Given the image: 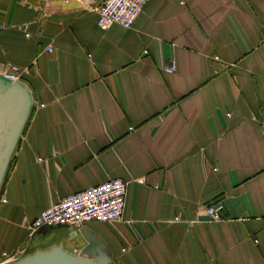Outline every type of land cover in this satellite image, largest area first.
Listing matches in <instances>:
<instances>
[{
  "label": "crops",
  "instance_id": "1",
  "mask_svg": "<svg viewBox=\"0 0 264 264\" xmlns=\"http://www.w3.org/2000/svg\"><path fill=\"white\" fill-rule=\"evenodd\" d=\"M101 1L0 0V76L17 66L32 98L0 193V264L58 242L29 224L111 179L127 186L122 218L81 227L78 254L264 264V0H150L105 30Z\"/></svg>",
  "mask_w": 264,
  "mask_h": 264
},
{
  "label": "built area",
  "instance_id": "2",
  "mask_svg": "<svg viewBox=\"0 0 264 264\" xmlns=\"http://www.w3.org/2000/svg\"><path fill=\"white\" fill-rule=\"evenodd\" d=\"M150 0H102L96 9L97 26L108 29L111 26L131 28ZM2 26H0V31ZM50 50V49H47ZM172 64L168 71H173ZM20 69L11 66L3 78L17 82ZM126 183L120 179H111L105 183L91 186L83 191L71 194L49 206L30 224L31 232L42 226H68L80 229L90 222L111 223L122 218L125 206ZM223 207L220 203L209 204L203 209L205 219L209 222L221 221ZM194 221H199L195 218ZM18 257V252L4 253L3 263L11 262Z\"/></svg>",
  "mask_w": 264,
  "mask_h": 264
},
{
  "label": "water",
  "instance_id": "3",
  "mask_svg": "<svg viewBox=\"0 0 264 264\" xmlns=\"http://www.w3.org/2000/svg\"><path fill=\"white\" fill-rule=\"evenodd\" d=\"M32 107L28 89L20 82L8 81L0 76V193L11 168L12 156ZM62 232L58 242L46 249H36L4 264H108L104 254L99 252L94 258L87 257L83 245L88 238L80 229L68 226H42L36 233L48 235ZM66 241L74 250L64 247ZM82 252L80 255L77 252Z\"/></svg>",
  "mask_w": 264,
  "mask_h": 264
},
{
  "label": "rangeland",
  "instance_id": "4",
  "mask_svg": "<svg viewBox=\"0 0 264 264\" xmlns=\"http://www.w3.org/2000/svg\"><path fill=\"white\" fill-rule=\"evenodd\" d=\"M1 77H2V76H1ZM47 247H48V246H47ZM47 247H44V248H39V249H46ZM17 258H18V257H17ZM17 258H16V259H17ZM3 261H4V260H3ZM12 261H13V260H12Z\"/></svg>",
  "mask_w": 264,
  "mask_h": 264
},
{
  "label": "trees",
  "instance_id": "5",
  "mask_svg": "<svg viewBox=\"0 0 264 264\" xmlns=\"http://www.w3.org/2000/svg\"><path fill=\"white\" fill-rule=\"evenodd\" d=\"M13 161V160H12ZM35 251V250H34ZM34 251H31V252H29V253H32V252H34Z\"/></svg>",
  "mask_w": 264,
  "mask_h": 264
}]
</instances>
